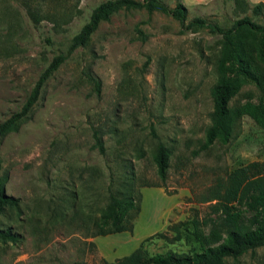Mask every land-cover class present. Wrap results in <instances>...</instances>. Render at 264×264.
<instances>
[{
    "label": "rangeland",
    "instance_id": "374dc122",
    "mask_svg": "<svg viewBox=\"0 0 264 264\" xmlns=\"http://www.w3.org/2000/svg\"><path fill=\"white\" fill-rule=\"evenodd\" d=\"M102 1L0 0V122ZM160 1L186 7L183 25L156 9L120 8L49 74L18 128L0 136V179L19 200L0 213V228L17 236L0 243V264H100L137 248L145 258L190 255L200 240L210 243L211 229L224 235L216 224L227 175L255 163L264 178V130L249 115L232 120L226 142L204 146L219 45L206 27L185 24L201 17L224 28L235 18L232 1ZM247 3L245 14L264 25V0ZM246 101L264 107V86L242 83L230 104ZM158 143L169 153L164 181L152 159ZM109 195L135 207L122 213L127 230L97 234ZM225 264H264V245Z\"/></svg>",
    "mask_w": 264,
    "mask_h": 264
},
{
    "label": "trees",
    "instance_id": "16d2710c",
    "mask_svg": "<svg viewBox=\"0 0 264 264\" xmlns=\"http://www.w3.org/2000/svg\"><path fill=\"white\" fill-rule=\"evenodd\" d=\"M234 19L230 25L221 27L217 23L207 22L201 17H193L185 27H206L218 39L219 54L214 70L216 80L210 87L211 111L208 114L209 125L204 132V146L215 140L226 142L232 134V120L247 114L264 130V107L261 104L243 102L231 106L230 102L238 93L244 82L253 83L257 87L264 86V25L255 22L246 11L249 10L247 0H231ZM145 7L147 10H159L178 18L183 25L186 18V7L177 2L168 7L160 0H104L95 5L87 20L69 39L64 53L52 57L39 73L33 86L20 108L0 122V136L15 131L27 117L32 105L37 100L39 91L49 74L62 63L76 48L87 44L90 35L100 21H107L120 8ZM263 7L262 2L254 4L250 11L258 15ZM96 85V84H95ZM100 153L103 147L100 139L95 138ZM168 149L158 143L152 156L156 174L161 181L165 179L168 160ZM255 163L233 169L227 175L226 187L220 196L219 211L221 221L216 226L223 228L224 235L211 229V236L204 244L199 241V251L190 255L167 253L156 257L145 258L137 248L130 254L113 262L100 260V264H225V258H235L241 253L264 245V178L252 172ZM246 197L245 208H238ZM18 198L5 193L3 179H0V213L6 208H17ZM135 206L131 200H123L109 195L99 221L97 234H109L128 229L122 213ZM17 236L8 228H0V243L15 242ZM205 240V241H207ZM67 264H87L74 261Z\"/></svg>",
    "mask_w": 264,
    "mask_h": 264
}]
</instances>
